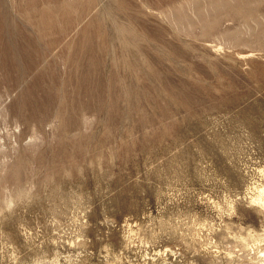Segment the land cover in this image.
<instances>
[{"label": "rangeland", "instance_id": "374dc122", "mask_svg": "<svg viewBox=\"0 0 264 264\" xmlns=\"http://www.w3.org/2000/svg\"><path fill=\"white\" fill-rule=\"evenodd\" d=\"M0 264H264V0H0Z\"/></svg>", "mask_w": 264, "mask_h": 264}]
</instances>
